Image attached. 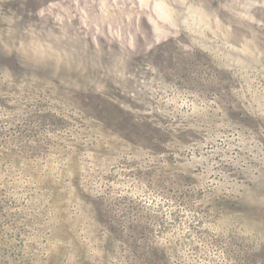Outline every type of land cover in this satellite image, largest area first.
<instances>
[{
	"label": "rangeland",
	"instance_id": "374dc122",
	"mask_svg": "<svg viewBox=\"0 0 264 264\" xmlns=\"http://www.w3.org/2000/svg\"><path fill=\"white\" fill-rule=\"evenodd\" d=\"M0 264H264V0H0Z\"/></svg>",
	"mask_w": 264,
	"mask_h": 264
}]
</instances>
